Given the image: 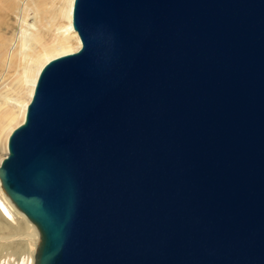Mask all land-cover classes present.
<instances>
[{
    "label": "water",
    "instance_id": "water-1",
    "mask_svg": "<svg viewBox=\"0 0 264 264\" xmlns=\"http://www.w3.org/2000/svg\"><path fill=\"white\" fill-rule=\"evenodd\" d=\"M0 159L34 264H264V0H73Z\"/></svg>",
    "mask_w": 264,
    "mask_h": 264
},
{
    "label": "bare ground",
    "instance_id": "bare-ground-1",
    "mask_svg": "<svg viewBox=\"0 0 264 264\" xmlns=\"http://www.w3.org/2000/svg\"><path fill=\"white\" fill-rule=\"evenodd\" d=\"M46 1L47 0L38 1V8L33 13V23L29 26L30 29L29 27H20L18 35L11 45L12 52L10 54V60L14 62L15 75L17 78L15 91L12 96L8 98L11 99L12 105L4 116L0 115V147L4 149V154L7 151L8 134L24 117L26 105L32 95L36 77L42 64L50 57L62 52L74 50L81 44L79 34L72 24L73 0H49V5H46ZM20 19L21 21L24 20L23 17ZM39 28L43 29V33L38 34ZM48 33L52 34L49 41L43 42V38H45ZM4 103H7V97ZM1 105H3V102ZM0 192L5 195L1 193L0 214L4 212L9 219H14L7 203L13 205V207L21 213V220L17 222V226L13 230L14 232H11V234L17 233L15 237L22 238L17 246L13 245L14 247L8 246L0 248V251L2 252L5 249L8 255L17 256L15 260L12 259L11 264H34V250L40 238L39 230L37 226L16 207L3 190L1 183ZM20 223L23 225H18ZM1 256H3V258H1ZM5 256L6 254H0V261L2 260L1 264H8V259H6Z\"/></svg>",
    "mask_w": 264,
    "mask_h": 264
},
{
    "label": "rangeland",
    "instance_id": "rangeland-1",
    "mask_svg": "<svg viewBox=\"0 0 264 264\" xmlns=\"http://www.w3.org/2000/svg\"><path fill=\"white\" fill-rule=\"evenodd\" d=\"M38 1L39 0H0V105L3 102V105L0 106V115L3 116L7 113L8 109L12 105L11 99L8 98H10V96H12L15 91L17 78V76L15 75L14 62L10 60V54L12 52L11 45L14 43L13 40H15L16 36L18 35V30L20 29V27L28 28L33 23V13L38 8ZM46 5H49V0L46 1ZM22 17L24 20L21 21L20 18ZM42 31L43 29L39 28L38 34L43 33ZM51 35V33H48L45 38H43V42L49 41ZM6 97L7 103L5 104L4 101ZM3 155L4 149L0 147V158ZM1 193L2 192H0V198L3 194ZM7 205L14 219H9L4 214V212L0 214V248L17 246V244L22 240L21 237H15L17 233L11 234V232H14L13 230L17 226V222L21 220V213L16 210L10 203H7ZM18 225L22 226L23 224L20 223ZM1 237L4 239H2ZM6 252L7 251H5L4 249L2 252L0 251V254H6L5 257L6 259H8V264H11L12 259L15 260L17 256L8 255ZM1 258H3V256H1Z\"/></svg>",
    "mask_w": 264,
    "mask_h": 264
}]
</instances>
